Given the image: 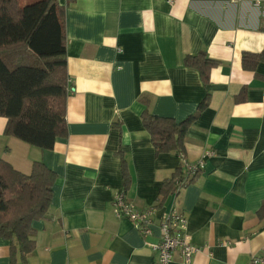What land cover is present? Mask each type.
Listing matches in <instances>:
<instances>
[{"label": "crops", "instance_id": "obj_1", "mask_svg": "<svg viewBox=\"0 0 264 264\" xmlns=\"http://www.w3.org/2000/svg\"><path fill=\"white\" fill-rule=\"evenodd\" d=\"M34 1V0H27ZM67 0H57L66 6ZM73 0L65 8L67 135L51 150L4 136L0 160L29 175L34 162L56 174L47 218L32 223L35 250L0 264H156L147 245L173 207L187 219L199 251L188 264H254L264 259V63L255 72L241 55L264 47V0ZM203 52L218 64L204 85L184 58ZM237 98L242 99L237 101ZM189 126L183 156L204 167L161 201L162 183L182 165L156 155L141 114ZM126 163L125 189L121 161ZM139 209L154 207L146 238L112 211L115 194ZM170 264H186L175 252ZM261 264V263H257Z\"/></svg>", "mask_w": 264, "mask_h": 264}, {"label": "trees", "instance_id": "obj_2", "mask_svg": "<svg viewBox=\"0 0 264 264\" xmlns=\"http://www.w3.org/2000/svg\"><path fill=\"white\" fill-rule=\"evenodd\" d=\"M72 1L67 0L66 6ZM66 6H60L57 0H34L25 5L20 0H0V117L6 119L3 134L41 150H51L57 138L67 135ZM260 63H264V47L260 53L241 55L245 71L255 72ZM217 64L203 52L184 58V66L196 70L204 85ZM204 107L202 102L195 115L179 123L144 111L141 123L155 154H183L186 131ZM121 176L126 189L130 179L123 159ZM193 178L188 179L180 165L162 183L161 201ZM55 181L56 174L41 162H34L30 174L24 175L0 160V238L10 242L11 261L25 262L35 250L32 223L47 218ZM258 215L264 217V203Z\"/></svg>", "mask_w": 264, "mask_h": 264}, {"label": "built area", "instance_id": "obj_3", "mask_svg": "<svg viewBox=\"0 0 264 264\" xmlns=\"http://www.w3.org/2000/svg\"><path fill=\"white\" fill-rule=\"evenodd\" d=\"M255 3L258 4L259 1L256 0ZM212 155L213 153L208 151L199 161L189 164L184 159L183 154H180L179 158L187 178L189 179L201 171L204 167V159ZM180 189L181 187H176L172 195L177 194ZM173 206L163 214L157 225L158 241L153 244H147L156 254V264H170L175 252H179L182 261L188 264L192 256L199 251L191 243V238L187 231L186 217ZM112 211L116 219L129 221L141 237L146 238L152 235V227L154 226V216L156 213L154 207L139 209L128 201L122 191L114 195ZM252 262L254 264H264V259L253 258Z\"/></svg>", "mask_w": 264, "mask_h": 264}, {"label": "rangeland", "instance_id": "obj_4", "mask_svg": "<svg viewBox=\"0 0 264 264\" xmlns=\"http://www.w3.org/2000/svg\"><path fill=\"white\" fill-rule=\"evenodd\" d=\"M30 1H27V0H20V4L21 5H25L26 3H29ZM32 2V1H31Z\"/></svg>", "mask_w": 264, "mask_h": 264}]
</instances>
